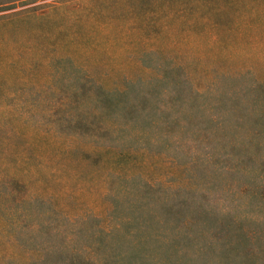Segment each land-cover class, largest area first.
I'll return each instance as SVG.
<instances>
[{"label":"rangeland","instance_id":"obj_1","mask_svg":"<svg viewBox=\"0 0 264 264\" xmlns=\"http://www.w3.org/2000/svg\"><path fill=\"white\" fill-rule=\"evenodd\" d=\"M191 1L0 0L3 90L6 95L17 90L15 97L24 104L20 109L28 110L30 125L58 124V117L46 112L55 96L46 98L34 111L23 102L29 101L25 79L40 78V73L25 71L21 75L18 67L36 57L32 46L52 53L54 37L66 45L67 35L76 30L74 18L91 19L93 26L76 30L85 52L68 49L66 53L76 65L92 69L96 77L106 74L110 82L122 74L144 78L153 71L144 72L140 64H132L143 60L152 69L181 64L198 86L204 87L211 79L222 80L202 97L204 110L194 123H185L172 136L163 135L160 129L147 128L145 133L137 128L124 138L127 148L112 152L116 157L113 167L119 178L132 173L134 179L128 186L146 190L156 210L162 204L178 208L181 217L174 222L183 237L181 241L179 236L178 264H264V91L251 86L223 87L231 76L249 68L264 79V36L254 17L263 1L214 0L222 9L221 15H215L217 24L202 20L190 26L196 13L214 12L212 6L202 8L203 0H198V9L181 7ZM15 20L14 28L5 26ZM216 33L218 39H214ZM100 48L106 52L100 53ZM41 56L52 57L43 50ZM12 61L16 66H11ZM252 83L249 75L235 82ZM10 102L18 103L15 99ZM14 122L0 123V147L9 135L7 125ZM74 159L75 155L67 170L51 173L46 179L56 193L50 203L64 207L60 218L66 213L98 214L88 224L97 227L109 217L104 213L108 199L102 196V172L90 160L76 164ZM121 185L117 181L111 189L121 191L125 188Z\"/></svg>","mask_w":264,"mask_h":264},{"label":"trees","instance_id":"obj_2","mask_svg":"<svg viewBox=\"0 0 264 264\" xmlns=\"http://www.w3.org/2000/svg\"><path fill=\"white\" fill-rule=\"evenodd\" d=\"M258 1H263L262 10L254 17L264 32V0ZM211 6L213 14L196 13L188 24H200L202 20L217 24L215 15H221L222 9L216 7L214 0H203L202 8ZM181 7L198 9V0ZM18 20L5 26L14 28ZM71 21L76 30L93 26L91 19ZM76 30L67 35L66 45L54 37V56L45 47L32 46L36 57L18 67L21 75L25 71L40 73V78L25 79L29 101L23 102H28V109L34 111L46 98L55 96L54 102L48 103L52 108L46 112L57 116L58 124L30 125L28 110L22 111L24 104L15 97L17 90L14 96L6 95L0 78V123L15 120L7 125L9 135L0 147V264H178L183 239L176 226L181 217L178 208L167 204L159 210L152 207L146 190L128 186V181L134 179L132 173L123 178L115 174L116 157L111 154L120 147L127 148L124 138L137 128L145 133L148 129H160L163 135L172 136L185 123H194L204 110L202 97L213 92L222 80L215 78L204 87L198 86L181 64L152 69L138 60L132 64H140L144 72L153 73L144 78L122 74L120 79L110 82L108 75L96 77L92 69L76 65L67 55L68 49L85 52L77 41ZM218 38L216 33L214 39ZM42 50L52 57H42ZM11 66L16 63L12 61ZM246 75L252 76V84H235ZM254 76L258 75L251 68L242 70L223 87L251 86L264 91V79ZM8 99L18 103L11 104ZM74 155L76 164L90 160L102 172V196L108 199L104 213L109 217L97 227L89 228L88 224L98 214L66 213L60 218V209L64 207L56 202L51 205L56 193L49 189L51 181L46 179L51 173L67 170ZM45 173L48 174L42 177ZM117 181L125 187L118 192L111 189Z\"/></svg>","mask_w":264,"mask_h":264}]
</instances>
